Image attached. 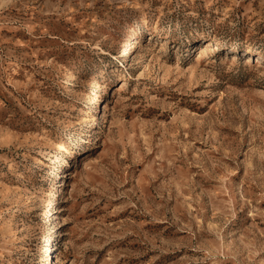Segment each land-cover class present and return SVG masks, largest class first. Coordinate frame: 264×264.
<instances>
[{
    "label": "rangeland",
    "instance_id": "obj_1",
    "mask_svg": "<svg viewBox=\"0 0 264 264\" xmlns=\"http://www.w3.org/2000/svg\"><path fill=\"white\" fill-rule=\"evenodd\" d=\"M0 264H264V0H0Z\"/></svg>",
    "mask_w": 264,
    "mask_h": 264
},
{
    "label": "bare ground",
    "instance_id": "obj_2",
    "mask_svg": "<svg viewBox=\"0 0 264 264\" xmlns=\"http://www.w3.org/2000/svg\"><path fill=\"white\" fill-rule=\"evenodd\" d=\"M138 45V44H137ZM131 49H135L136 48V43H132L131 45ZM232 47H234V48H232L231 50H236L235 48H237V46H235V45H232ZM250 50H255V49H248V51L247 52H250V53H253V52H251ZM257 52H259L257 49H256V52L255 53H257ZM123 54H125L126 53V51H123L122 52ZM67 77H70L69 75H67ZM122 82V81H121ZM122 84H123V82H122ZM66 174H68V175H73V172H70V171H66L65 172ZM67 177V176H66ZM64 181V180H63ZM67 185V182L65 181L64 183H63V186H66ZM56 208V207H55ZM58 212H60V207H58L57 209H56V213H58Z\"/></svg>",
    "mask_w": 264,
    "mask_h": 264
}]
</instances>
